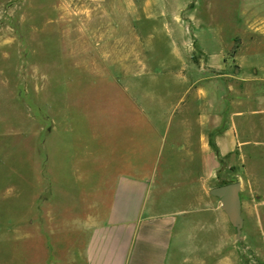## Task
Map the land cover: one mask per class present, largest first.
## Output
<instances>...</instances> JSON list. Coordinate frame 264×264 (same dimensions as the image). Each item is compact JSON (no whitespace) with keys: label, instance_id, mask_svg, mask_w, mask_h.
I'll return each mask as SVG.
<instances>
[{"label":"rangeland","instance_id":"374dc122","mask_svg":"<svg viewBox=\"0 0 264 264\" xmlns=\"http://www.w3.org/2000/svg\"><path fill=\"white\" fill-rule=\"evenodd\" d=\"M136 31L152 71L193 42L200 72L229 87L245 146L181 201L211 208L214 264H264V0H0V264L66 262L110 206L99 174L139 139L125 112ZM238 181L239 239L210 195Z\"/></svg>","mask_w":264,"mask_h":264},{"label":"crops","instance_id":"0c3cea01","mask_svg":"<svg viewBox=\"0 0 264 264\" xmlns=\"http://www.w3.org/2000/svg\"><path fill=\"white\" fill-rule=\"evenodd\" d=\"M136 32L130 51L137 80L126 83L132 107L125 112L139 139L128 140L127 151L99 174L111 180L105 192L112 197L102 217L86 224L83 250L67 252L66 262L50 253L48 264H214L212 210L181 198L210 184L221 163L236 161L245 146L243 113L231 109L229 87L224 92L192 61L193 42L180 60L152 71L143 53L134 54L149 49ZM209 65H224V52Z\"/></svg>","mask_w":264,"mask_h":264},{"label":"water","instance_id":"95a60500","mask_svg":"<svg viewBox=\"0 0 264 264\" xmlns=\"http://www.w3.org/2000/svg\"><path fill=\"white\" fill-rule=\"evenodd\" d=\"M241 188L242 185L238 181L216 186L210 190V195L219 199L221 208L226 213L230 224L235 228L237 239L241 237L244 225L240 197Z\"/></svg>","mask_w":264,"mask_h":264},{"label":"trees","instance_id":"16d2710c","mask_svg":"<svg viewBox=\"0 0 264 264\" xmlns=\"http://www.w3.org/2000/svg\"><path fill=\"white\" fill-rule=\"evenodd\" d=\"M227 183H229V182H222V183H220L218 186H220V185H224V184H227ZM231 183V182H230Z\"/></svg>","mask_w":264,"mask_h":264}]
</instances>
